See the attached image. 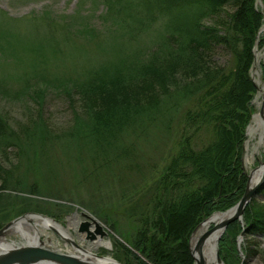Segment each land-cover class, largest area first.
I'll use <instances>...</instances> for the list:
<instances>
[{
    "label": "rangeland",
    "instance_id": "1",
    "mask_svg": "<svg viewBox=\"0 0 264 264\" xmlns=\"http://www.w3.org/2000/svg\"><path fill=\"white\" fill-rule=\"evenodd\" d=\"M229 1L231 2V0L227 2ZM239 1L223 5L218 11H206L202 10L203 7L196 6L186 9L180 7L174 18L175 22L171 25L170 18L175 11L174 7L170 8L166 15L167 11L162 8L163 5L152 0H0V11L5 15L2 14L5 20L0 18V116L15 132L14 138L18 139V143L13 144L12 140L7 146H2L7 141L3 143L0 140V228L29 212H39L66 227L67 216L72 215L75 206H79L78 213L84 210L104 226L107 235L103 239L110 240L111 246L101 245L95 249H88L91 242L78 235L77 223L68 227L67 231L74 242L92 253L109 256L122 264H126L127 261L133 262L131 255L125 256L119 250L120 258L114 254L117 250L116 242L120 248L122 245L132 247L131 233L137 224L122 214V209L129 204V198H119L121 193L101 194L94 188L90 179L85 178L86 170L90 171L89 166H96L97 163L92 156L93 163L89 158L87 152L89 144L84 143V146H80L76 140L72 141L75 138V128L88 122L84 116L90 112L91 104L99 102V98H101L99 103L105 105L108 111L111 109L114 111L115 103L121 108L130 105L136 99L143 101L153 95L162 96L163 88L156 87L154 90L149 88L150 81L147 79L151 78L144 70L147 58L157 49L166 54L165 46L176 41V36L172 38L169 36L171 34L176 33L179 40H184L179 36L183 33L189 38L190 35L177 25L186 21L191 22L190 18L195 20V17L199 16L200 25L223 29L230 20L229 15L238 11ZM107 7H111L109 11ZM254 7L261 14V23L255 31L249 74L256 86L252 99L254 110L244 129L242 163L247 180L251 169L259 167L264 161V137L263 143L260 144L259 134L251 137L247 128L252 122V116L260 113L263 105L261 84L264 83V41L263 43L260 41L261 35L264 34V1L254 0ZM75 13H78V16H69ZM7 17L11 18V21L5 24ZM212 52L207 58L208 65L213 67L216 64L227 63L228 56L222 47ZM99 65L105 66V70L97 71L101 75L96 81L100 83L108 79L106 80L110 84L107 86L110 90L107 91L108 94L105 93V89L101 92L99 90L87 92L88 87H85L91 79L88 78L91 75L89 71L97 70ZM55 74H61V77L65 75L66 79L60 80ZM177 75L181 81L197 77L195 73L186 70H180ZM120 78L128 88L126 94L120 91L119 95L115 85L109 82ZM137 80H143L144 85L139 84ZM64 81L62 86L60 83ZM143 86L142 93H139L138 90H142ZM168 87L164 84L165 89ZM28 89L31 91H27ZM134 90L137 95L133 97ZM88 109L89 112H86ZM180 112H174L173 117L176 120ZM35 119L39 127H45L47 130L58 133L72 130L71 140L56 141L45 136V143H42L38 132L35 136L24 135L22 130L30 126ZM38 131L41 129L38 128ZM162 131H165V127ZM162 131L144 133L138 140H134V137L139 130L136 133L131 131L123 138L120 136L117 138L119 148L134 145L136 161L139 163L136 172L121 175L115 181L118 184L116 186L119 188L118 191L125 187L126 194L135 192L134 198L140 185L137 177L144 172L146 177L150 178L151 171L154 170L153 173L161 171L169 155L175 150L173 132L168 136ZM139 136H142L141 132ZM25 138L30 145L25 144ZM96 157L100 159L99 156ZM107 188L109 190L111 187ZM244 191L232 206L240 200ZM256 191L250 202H255L264 212V193L259 189ZM229 208L214 212L226 211ZM112 219L116 221L115 228L119 233L109 226ZM78 220L88 219L78 214ZM237 221L239 228L230 242L240 256L239 264L241 262L264 264V236L261 234L247 236L243 218L242 221ZM93 228L90 227L91 230ZM44 233H47L52 241H44L45 247L79 254L54 231L47 229ZM5 237L18 243L21 240L15 235ZM189 237L190 246L192 240L191 236ZM42 239L45 237L42 236ZM248 239H251L250 244ZM240 244L247 245L249 257L244 255ZM138 249L136 248L135 252L140 255ZM252 253L256 254L251 256ZM140 256L147 264L151 263L149 258ZM222 261L229 264V259L227 262L223 259Z\"/></svg>",
    "mask_w": 264,
    "mask_h": 264
},
{
    "label": "trees",
    "instance_id": "2",
    "mask_svg": "<svg viewBox=\"0 0 264 264\" xmlns=\"http://www.w3.org/2000/svg\"><path fill=\"white\" fill-rule=\"evenodd\" d=\"M152 1L163 5L162 8L167 11L166 15L169 9L174 7L175 11L170 18L173 25L177 9L180 7L186 9L196 6L203 7L202 10L206 11H218L221 6L231 4L235 0ZM110 8L107 7L108 11ZM237 10V13L229 15L230 20L223 29L200 25L199 16H196L195 20L190 18L191 22L178 24V28L182 27L183 32L190 37L187 38L183 33L179 36L184 40H179L176 33L171 34L169 36L172 38L176 36V41L165 46L167 53L157 49L147 58L144 70L151 78L147 79L150 81L149 88H163L162 96L153 95L143 101L136 99L121 108L115 103L114 111H108L105 105L99 103V98V102L90 103V112L89 109L86 111L89 113L84 118L88 122L75 128V138L72 141L76 140L80 146L89 144L90 147L86 151L89 158L92 156L97 163L96 166H89L90 171L86 170L85 178L90 179L100 193H121L119 198H129V204L122 209V214L137 224L131 233L132 239L130 238L133 248L127 245L120 248L116 242L117 250L114 252L119 258L118 250L125 256L131 255L133 262L127 261L126 264H147L140 255L149 258L150 264H194L188 246L189 236L196 225L210 213L231 207L244 191L247 182L242 163L244 129L254 110L252 99L256 92V86L249 74L253 58L252 46L256 37L255 31L261 23V14L256 11L254 0H240ZM2 14L0 11V18L5 20V15ZM69 16H78V13ZM10 21L11 18L7 17L4 23ZM263 41L264 34L261 35L260 42ZM219 47L226 51L227 63L212 67L208 65V55ZM104 70L105 66L99 65L97 70L89 71L91 75L88 78L91 79L85 84V87H88L87 92H101L105 89L108 94V79L100 83L96 81L101 75L97 71ZM180 70L195 73L197 77L181 81L177 75ZM116 71L117 69L114 74ZM55 76L60 80L66 79L65 75ZM122 80L120 78L117 81H109L115 85L119 95L120 91H124L122 94L128 92ZM137 81L144 85L143 80ZM64 83L65 81L60 84L63 86ZM164 84L169 87L165 89ZM143 89L144 86L138 92L142 93ZM132 94L133 97L137 95L135 90ZM97 96L99 97L100 93ZM176 111H181L177 120L173 117ZM36 121L35 119L30 126L22 130L24 135L35 136L38 132L42 143H45V136L56 141L71 140L72 130L58 133L39 127ZM164 127L165 131H162ZM38 128L41 131H38ZM137 130L139 132L134 140L153 131L166 132L168 136L173 132L175 150L169 155L160 172L153 173L152 169L150 178L146 177L144 172L137 177L140 185L137 196L133 198L134 191L126 194L125 187L118 191L115 181L121 175L137 171V154L134 145L117 147V138H123L131 131L136 133ZM13 132L0 116V140L3 143L7 141L2 146H7L12 140L13 144L18 143ZM140 132L142 136H139ZM24 142L30 145L28 139L25 138ZM124 185L126 186V183ZM109 186L111 188L108 190ZM260 192L264 193V184ZM243 213L245 234L264 236V212L260 207L252 201ZM115 223L112 219L109 226L119 233ZM237 228L238 221L231 222L218 245L221 258L225 262L229 259V264L232 261V264H239L240 256L230 242L237 233ZM247 241L250 244L251 239ZM246 246L242 245L241 249L244 255L249 257ZM136 248H139L137 252L140 255L135 252ZM254 254L256 253L251 256Z\"/></svg>",
    "mask_w": 264,
    "mask_h": 264
},
{
    "label": "water",
    "instance_id": "3",
    "mask_svg": "<svg viewBox=\"0 0 264 264\" xmlns=\"http://www.w3.org/2000/svg\"><path fill=\"white\" fill-rule=\"evenodd\" d=\"M262 106V105H261ZM263 112V106L260 109V114ZM263 131H264V126H263ZM262 169L260 171V174L257 176L254 184H250V180H251V172L249 173V180H247V184H246V188L244 191V194L242 195V197L240 198V200L232 207H230L228 210L226 211H219L220 213H225L227 211H231L229 214V216L225 219H223L220 223L218 224H213V228H219L220 229V234L216 237L215 240V248H214V252H215V259L216 262L218 264H225L219 254L218 251V242L219 239L221 237V234L224 233L226 227L233 221L235 220H239L242 221L243 218V213L244 212V208L247 205L248 202H250V199L255 195V193L257 192L256 190H260V188L262 187V185L264 184V161L261 163ZM258 167V166H257ZM256 167V168H257ZM254 168V169H256ZM259 168V167H258ZM77 209H79V206H75V211L72 213V215L67 216V220H66V229L68 231V227L74 225L75 223L78 224L76 232L78 233V235H82L80 237L82 238H86L87 240H89L90 242H93L94 240H96L99 237H104L105 235H107L106 230H104V226H102V224L96 220L95 217H91V215H89L88 213H86V211L82 210L79 213L77 212ZM218 212V213H219ZM215 213H212L209 217L205 218L200 224H202L206 219L210 218L211 216H213ZM78 214L82 215L83 217L87 218L88 220H78ZM27 215H31L34 216L36 218H45L48 219L50 221L55 222V220H53L52 218L40 214L38 213H34V212H29L27 214H24L20 217L15 218L14 220L8 222L7 224H5L3 227L0 228V237L5 235V231L6 229L11 225V223H13L14 221H18L19 218L21 217H26ZM73 216L75 220L70 221L69 217ZM94 227L93 230L90 229V227ZM199 226V224H198ZM198 226L196 227V229L198 228ZM64 227V226H63ZM196 229L194 230V232L191 235V240L193 238L194 233L196 232ZM54 233H57L62 240L65 241V243H69L71 244L77 251V253L79 254H75V253H65V252H61L60 249H53V248H49V247H45V244L43 241H41L40 243H25V239L22 236V234L18 233V238H19V243L15 242V241H11V246H1L2 250H0V264H103L100 262H93L89 259V256H92L93 254L97 257V258H104V260H106V262L108 264H122L119 261L114 260L113 258L109 257V256H100L95 254L94 252L92 253L91 251H88L84 248H82L81 246L78 245V243L74 242V240L71 237H67L65 235L60 234L59 232H57L56 230H54ZM244 231V230H243ZM243 231L241 233H243ZM86 233V235H83V233ZM207 235H209L208 232L204 233L203 235H200L199 238H197L194 242V244H192L189 246L190 247V252L192 255V258L194 259V263L195 264H205L202 258L197 257L196 255H200L201 254V249L204 244V242L207 239ZM242 235V234H241ZM238 240H241V237L239 236ZM243 260L244 257L242 256ZM241 264H243L241 262Z\"/></svg>",
    "mask_w": 264,
    "mask_h": 264
},
{
    "label": "bare ground",
    "instance_id": "4",
    "mask_svg": "<svg viewBox=\"0 0 264 264\" xmlns=\"http://www.w3.org/2000/svg\"><path fill=\"white\" fill-rule=\"evenodd\" d=\"M261 95L263 97L262 103H263V112L256 113L252 117V122L249 125L248 128V134L253 137L254 134L258 133L259 134V143H263V138L264 137V131H263V126H264V83L261 84ZM248 146V144H247ZM262 169V166L257 167L256 169H251V180L250 184H254L257 176L260 174V171ZM78 210V209H77ZM231 211H227L225 213H215L213 216L210 218L206 219L193 235L192 238V244H194L195 240L200 237V235H203L204 233L208 232L209 235H207V239L204 242L202 249H201V254L196 255L199 258H202L205 264H218L215 259V240L216 237L220 234V229L219 228H213V224H218L220 223L223 219L227 218ZM74 217L71 216L69 217L70 221L75 220L73 219ZM73 223V221H72ZM50 229L53 231L56 230L62 235H65L67 237H71L70 233L67 232V229L63 227L61 223L58 222H53L48 219H45L43 217L41 218H36L31 215H27L26 217H21L18 219V221H14L11 223V225L6 229L5 235L0 237V245L1 246H11V241L7 239L5 236L6 235H15L18 236L19 234H22V236L25 239V243H40L41 241L45 242H52L50 236L47 235V233H44L45 230ZM42 236L45 237V239H42ZM105 246V247H110L111 242L110 240L103 239V237H99L93 242H91L90 246L88 249H95L99 246ZM75 249V248H74ZM0 250L2 248L0 247ZM76 250V249H75ZM89 259L93 262H100L103 264H108L104 258H97L94 254L92 256H89Z\"/></svg>",
    "mask_w": 264,
    "mask_h": 264
}]
</instances>
